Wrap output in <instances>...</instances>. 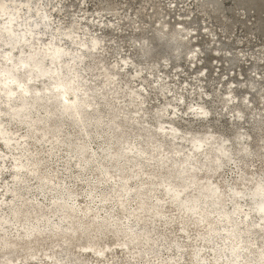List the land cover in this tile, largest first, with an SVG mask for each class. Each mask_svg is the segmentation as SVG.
<instances>
[{
	"label": "clouds",
	"instance_id": "1",
	"mask_svg": "<svg viewBox=\"0 0 264 264\" xmlns=\"http://www.w3.org/2000/svg\"><path fill=\"white\" fill-rule=\"evenodd\" d=\"M0 264H264V0H0Z\"/></svg>",
	"mask_w": 264,
	"mask_h": 264
}]
</instances>
